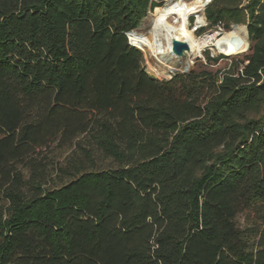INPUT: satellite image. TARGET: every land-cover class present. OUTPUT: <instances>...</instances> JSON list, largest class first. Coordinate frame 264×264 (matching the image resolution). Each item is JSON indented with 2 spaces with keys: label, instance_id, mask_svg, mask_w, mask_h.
Segmentation results:
<instances>
[{
  "label": "trees",
  "instance_id": "1",
  "mask_svg": "<svg viewBox=\"0 0 264 264\" xmlns=\"http://www.w3.org/2000/svg\"><path fill=\"white\" fill-rule=\"evenodd\" d=\"M162 2L0 0V264H264V0L166 79L128 39Z\"/></svg>",
  "mask_w": 264,
  "mask_h": 264
},
{
  "label": "bare ground",
  "instance_id": "2",
  "mask_svg": "<svg viewBox=\"0 0 264 264\" xmlns=\"http://www.w3.org/2000/svg\"><path fill=\"white\" fill-rule=\"evenodd\" d=\"M206 2V0H168L159 12L154 13L149 35L139 32L138 29L130 31L128 35L131 42L142 49L153 50L168 61L182 59L185 56L187 65H191L196 55H199L204 48L217 45L220 41L230 43L231 47L226 50V53L245 52L249 47L245 26L234 25L228 32L218 34V31H214L202 37H197L188 27V15L200 13L206 6ZM204 23V18H199L197 21V25ZM173 39L185 41L188 44V49L183 55L178 56L172 52Z\"/></svg>",
  "mask_w": 264,
  "mask_h": 264
},
{
  "label": "rangeland",
  "instance_id": "3",
  "mask_svg": "<svg viewBox=\"0 0 264 264\" xmlns=\"http://www.w3.org/2000/svg\"><path fill=\"white\" fill-rule=\"evenodd\" d=\"M206 1H207L206 6L203 8V10L200 13L188 15V27L191 28V30L199 27L198 30L194 32L197 37H202L203 35H205L207 33L214 32L218 28L217 25L211 24L206 17V12H205L206 7L212 0H206ZM167 2H168V0H163L162 4L160 6H157V7H162ZM157 7H155L154 10L150 11L148 13V15L142 20L140 26L137 28L139 30V32L149 35V31L151 28V22L153 20L154 13H155ZM160 9H159V11H160ZM172 16H174V15H172ZM170 18L172 19V17H170ZM199 18H204L205 23L202 25H197V21ZM234 25H242V26H245L247 29V25L244 23H240V24L232 23L229 28L224 27L222 32L224 33V32H228V31L232 30ZM219 33L220 32L218 31V34ZM247 34H248V32H247ZM247 38H248L249 47H250V41H249L248 35H247ZM128 39L130 40V37ZM130 42H131V40H130ZM249 47H248V49H249ZM138 48L141 49L142 52L144 53V66H145L146 70L149 73L153 74L154 76H156L158 78H163V79L170 78L174 72H178V71L185 72V71H189L191 69H199L202 67H206V68L211 69V70H222V71H224L231 66V64L235 60V57H237L240 53H243V52L220 53L216 50L215 47L208 46V47L204 48L199 53V55H196V57L194 58V62L191 65H187L186 64L187 58L185 56L182 57V59H174L173 61L172 60L168 61V60H166V58H164L161 55H157L153 50H151L149 48H143V49L140 47H138ZM208 54L211 57H212V55L220 56L221 54L225 55V57L219 59L215 63H208L209 62L208 61ZM186 67H188V68H186ZM239 220L242 223L244 222L243 215L239 216Z\"/></svg>",
  "mask_w": 264,
  "mask_h": 264
},
{
  "label": "water",
  "instance_id": "4",
  "mask_svg": "<svg viewBox=\"0 0 264 264\" xmlns=\"http://www.w3.org/2000/svg\"><path fill=\"white\" fill-rule=\"evenodd\" d=\"M231 47L230 43L227 41H220L217 44V48L221 52H226ZM188 49V44L185 41H179L173 39L172 41V52L175 55L181 56L183 55L184 51Z\"/></svg>",
  "mask_w": 264,
  "mask_h": 264
},
{
  "label": "built area",
  "instance_id": "5",
  "mask_svg": "<svg viewBox=\"0 0 264 264\" xmlns=\"http://www.w3.org/2000/svg\"><path fill=\"white\" fill-rule=\"evenodd\" d=\"M217 26H218V28H217L215 31L222 32V31H223V29H224V26H223V24H218ZM198 28H199V27H197V28L193 29V30H194V32H195V31H197V30H198ZM212 47H215V48H216V50H217L218 52H220V53H226V52H221V51H219V50H218V48H217V45H216V44H215V45H212ZM217 56H218V55H217ZM212 57H216V56H215V55H212Z\"/></svg>",
  "mask_w": 264,
  "mask_h": 264
}]
</instances>
